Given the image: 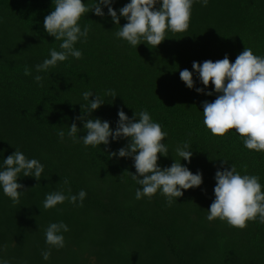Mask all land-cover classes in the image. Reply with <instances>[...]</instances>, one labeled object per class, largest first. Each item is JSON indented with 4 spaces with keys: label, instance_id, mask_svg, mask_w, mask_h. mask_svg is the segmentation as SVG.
Here are the masks:
<instances>
[{
    "label": "trees",
    "instance_id": "16d2710c",
    "mask_svg": "<svg viewBox=\"0 0 264 264\" xmlns=\"http://www.w3.org/2000/svg\"><path fill=\"white\" fill-rule=\"evenodd\" d=\"M96 0H82L91 7ZM130 0H114L119 9ZM55 9L54 0H0V166L16 149L44 166L41 178L24 177L18 204L0 187V264H264V224L248 221L244 229L229 227L218 218L209 222L208 209L215 199V172L235 166L241 175L259 177L264 192V152L248 150L235 129L213 136L203 123L202 102L216 93H197L204 88L193 73L194 87L181 81L179 72L192 71L193 61H235L244 48L264 57V0H194L189 28L166 32L157 47H137L117 38L120 26L89 11L81 16V31L89 32L74 44L80 59L69 56L47 72L35 66L50 58L51 49L61 51L62 40L49 36L44 17ZM31 75L24 74L25 67ZM43 80L38 84L34 77ZM42 84V86H40ZM210 83L204 92L213 91ZM114 90L116 97L106 95ZM91 91L104 100L86 116ZM94 99L89 97V100ZM131 119L147 111L167 133L163 143L168 156L158 154V165L170 167L174 160L193 174L202 173L199 187L182 190L183 196L167 206L158 191L151 199L135 198L141 185L132 180L131 158H109L128 143L126 138L108 145L85 146L82 115L108 121L115 130L118 110ZM77 141L68 135L74 122ZM64 132L61 139L59 131ZM185 142L193 153L191 162L177 156ZM227 163L221 165V161ZM67 181V183H65ZM84 190L83 206L65 200L45 209L46 195L61 191L66 196ZM65 223L64 247H50L45 230L51 223ZM51 251L48 260L41 253Z\"/></svg>",
    "mask_w": 264,
    "mask_h": 264
},
{
    "label": "clouds",
    "instance_id": "9594fccd",
    "mask_svg": "<svg viewBox=\"0 0 264 264\" xmlns=\"http://www.w3.org/2000/svg\"><path fill=\"white\" fill-rule=\"evenodd\" d=\"M55 9L44 17L43 28L45 32L56 40H62L59 45L61 51L51 49L50 58L41 64H37V72H47L55 67L58 62H63L69 56L75 59L82 57V52L74 48V44L84 38L87 40L89 28L83 31L79 25L81 16L93 11L97 16H104L103 7H107V14L115 25L120 26V17L127 22L115 33L117 38L126 41L129 45L137 47L144 43L157 47L165 40L166 32L183 33L189 28L191 10L194 0H130L117 11L111 6L114 0H96L88 7L82 0H54ZM202 6H207L208 0H198ZM198 74L199 82L207 88L211 83L213 91L204 92V88H196L197 93L211 96L215 92L216 98L212 102H202L203 123L213 136H224L228 130L235 129L244 138V147L248 150L264 152V57L254 55L251 48H244L237 55L234 63L230 62L228 55L223 59L205 60L203 63L193 61L192 71L183 69L179 72L181 81L187 88L194 87L193 73ZM24 74L31 75V69L25 67ZM34 80L40 84L43 77L36 75ZM42 86V84L40 85ZM106 95L116 97L114 90H108ZM83 99L87 101L86 116L97 110L104 100L94 95L91 91H85ZM94 99L89 100V97ZM118 120L116 128H110L108 121L100 118H87L78 116L75 120L84 121L83 128L86 134L80 139L87 147H96L101 144L108 145L109 138L115 141L126 138L128 143L116 152H109V158H131L135 173H130L132 180L141 185L135 192L137 200L147 197L151 199L158 191L166 198L167 206L183 196L182 190L199 187L202 183V173L193 174L180 160L170 167L163 169L158 165V154L168 156V148L163 143L167 133L162 131L159 123L153 122L147 111L133 114L130 119L121 109L117 112ZM74 122L69 126L68 135L77 141V133L80 129ZM63 139L64 132H58ZM176 154L184 161L191 162L193 153L190 145L185 142L183 146L176 148ZM227 161H221V165ZM44 166L39 160L28 159L16 149L12 154L3 159L0 166V187L5 196L14 204L19 203L21 190L24 185L17 182L22 173L24 177H34L40 180ZM215 187L213 189L215 199L209 206L207 220L209 222L217 218L226 222L229 227L244 229L248 221L264 224V192L261 191L259 177L255 175H241L234 165L224 170L215 172ZM67 183V181H65ZM86 192L81 190L78 195L66 196L61 191H53L46 195L43 207L54 208L65 200L76 204L79 200L80 207ZM69 231L68 226L62 221L51 223L45 230V242L50 247L63 248L65 241L62 232ZM44 260H48L51 251L41 253ZM3 264H7L4 261Z\"/></svg>",
    "mask_w": 264,
    "mask_h": 264
}]
</instances>
